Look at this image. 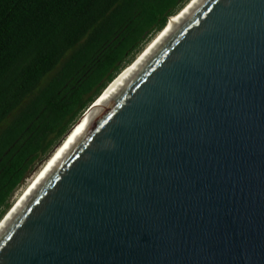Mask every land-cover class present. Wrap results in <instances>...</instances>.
I'll list each match as a JSON object with an SVG mask.
<instances>
[{"label":"water","instance_id":"water-1","mask_svg":"<svg viewBox=\"0 0 264 264\" xmlns=\"http://www.w3.org/2000/svg\"><path fill=\"white\" fill-rule=\"evenodd\" d=\"M0 264H264V0L196 8L0 232Z\"/></svg>","mask_w":264,"mask_h":264},{"label":"trees","instance_id":"trees-1","mask_svg":"<svg viewBox=\"0 0 264 264\" xmlns=\"http://www.w3.org/2000/svg\"><path fill=\"white\" fill-rule=\"evenodd\" d=\"M188 1L0 0V221L36 164Z\"/></svg>","mask_w":264,"mask_h":264},{"label":"bare ground","instance_id":"bare-ground-1","mask_svg":"<svg viewBox=\"0 0 264 264\" xmlns=\"http://www.w3.org/2000/svg\"><path fill=\"white\" fill-rule=\"evenodd\" d=\"M205 0H192L183 10H181L176 16L171 18L166 28L158 34V37L154 39L150 46L147 47L139 58L132 62L130 67L125 68L119 77L114 79L110 84V87L104 92L100 99L83 115V118L73 129L72 134L65 139L63 144L57 149V151L50 157L49 162L45 168L39 173L37 178L33 181L30 187L25 191L21 198L15 203L11 212H7L8 215L4 216L0 222V232L8 227L9 223L18 214V212L26 204L27 200L33 195L45 178L60 162L66 152L72 147L79 136L89 127V125L95 120L105 106L111 101V99L118 93V91L125 85V83L137 72L142 64L148 59L159 47L162 45L170 35L198 8ZM109 86V85H108ZM6 213V214H7Z\"/></svg>","mask_w":264,"mask_h":264},{"label":"rangeland","instance_id":"rangeland-1","mask_svg":"<svg viewBox=\"0 0 264 264\" xmlns=\"http://www.w3.org/2000/svg\"><path fill=\"white\" fill-rule=\"evenodd\" d=\"M192 0H189L187 3H186V5L184 6V8L191 2ZM183 8V9H184ZM176 16V15H175ZM174 17V16H173ZM172 17V18H173ZM161 33V31L160 32H158L155 36H154V38L146 45V47L143 49V51L141 52V53H139L138 55H137V57L134 59V61L137 59V58H139L140 56H141V54L144 52V50L147 48V47H149L150 46V43H152L153 41H154V39H156V37H158V34H160ZM132 64V63H131ZM130 64V65H131ZM127 67H130L129 65L127 66ZM126 67V68H127ZM125 70V69H124ZM123 72V71H122ZM121 72V73H122ZM120 73V74H121ZM119 77V75L117 76V78ZM116 78V79H117ZM113 83V82H112ZM111 83V84H112ZM111 84H109V86L108 87H110V85ZM107 87V88H108ZM107 88H105L104 90H103V92H102V94L97 98L98 100L100 99V97L104 94V92L107 90ZM96 99V100H97ZM97 100V101H98ZM97 101H95V103L97 102ZM94 103V104H95ZM93 104V105H94ZM92 104L84 111V113L83 114H85L86 113V111H88L92 106H93ZM82 114V115H83ZM62 142L63 141H61V143H59L60 145H62ZM58 144V145H59ZM57 145V147L52 151V153L51 154H54L56 151H57V149L60 147V145L58 146ZM51 156V155H50ZM50 156L48 157V158H46L45 160H43V161H40V162H38L37 164H36V166H35V168H34V170L31 172V174H30V176L28 177V179L25 181V183L18 189V191L16 192V194H15V196H14V204L21 198V196L25 193V191H27V189L30 187V185L33 183V181L37 178V176L39 175V173L45 168V166L47 165V163L49 162V160H50ZM53 156V155H52Z\"/></svg>","mask_w":264,"mask_h":264}]
</instances>
